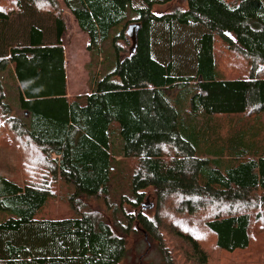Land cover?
<instances>
[{
  "label": "trees",
  "instance_id": "16d2710c",
  "mask_svg": "<svg viewBox=\"0 0 264 264\" xmlns=\"http://www.w3.org/2000/svg\"><path fill=\"white\" fill-rule=\"evenodd\" d=\"M134 1L0 0V146L22 179L0 173V264H122L145 235L161 264H264V0ZM67 11L89 49L111 38L115 67L74 96L54 76L20 117L3 76L64 61ZM22 15L26 42L9 41ZM65 186L74 215L44 212ZM100 201L107 218L85 210Z\"/></svg>",
  "mask_w": 264,
  "mask_h": 264
},
{
  "label": "rangeland",
  "instance_id": "374dc122",
  "mask_svg": "<svg viewBox=\"0 0 264 264\" xmlns=\"http://www.w3.org/2000/svg\"><path fill=\"white\" fill-rule=\"evenodd\" d=\"M135 6H139L137 0L134 1ZM31 22L29 17L22 15L13 20V24L9 26L8 40L24 43L26 42L27 25ZM49 25V24H47ZM42 25L46 33V40L50 41L53 38L50 37L49 28ZM65 25L66 30L63 35V45L65 50L64 61L56 68L47 66L43 72L39 75L40 83L35 76L30 74L20 75L16 66L12 69L16 81H13L10 75L3 76V83L8 102L12 105L14 113L20 117H23V109H29L32 106H36L47 93L53 88L45 90L44 86L54 78L58 81L60 89L67 94V96H74L82 93H89L93 85V80L98 79L111 72L116 64V53L113 45L111 44V38L104 42L100 47L88 48L89 38L82 32L75 19L67 11L65 13ZM114 34V30H112ZM7 32V33H8ZM11 34V36H10ZM122 52L129 53L131 41L129 38L125 41H119ZM15 83V84H14ZM32 83V85H30ZM16 85V87H15ZM40 86L37 90L33 87ZM0 173L7 178L21 182L18 157L13 146L9 143H4L0 146ZM115 180L111 181V192L113 200H116L117 195L129 188L130 180L125 168ZM63 187V190H59V200L52 205L45 208L43 211L55 216L74 215V209L69 208V204L64 200L67 194L72 192V189L68 191ZM67 193V194H66ZM86 204H89L88 202ZM91 212L105 213V218L108 217L109 211H106L102 206V201L94 207H86ZM8 213L0 212V219L7 217ZM257 243H264V238ZM260 252L264 253V250ZM250 254V251H249ZM260 256V255H259ZM223 257V256H222ZM232 255L224 254L226 260L231 259ZM250 257V256H248ZM231 260H234L232 257ZM244 259H237L236 263L241 262ZM122 264H161V256L157 248L152 245L147 247V241L141 237H131L127 242V253L123 259Z\"/></svg>",
  "mask_w": 264,
  "mask_h": 264
},
{
  "label": "water",
  "instance_id": "95a60500",
  "mask_svg": "<svg viewBox=\"0 0 264 264\" xmlns=\"http://www.w3.org/2000/svg\"><path fill=\"white\" fill-rule=\"evenodd\" d=\"M140 28V23L134 22V23H130L125 30V33L127 35V37L130 39L131 41V46L129 49V54L132 55L136 49L137 46V40H138V31ZM144 208H149L147 205L143 204ZM145 237V241H147V237L146 235ZM149 247V246H148Z\"/></svg>",
  "mask_w": 264,
  "mask_h": 264
},
{
  "label": "crops",
  "instance_id": "0c3cea01",
  "mask_svg": "<svg viewBox=\"0 0 264 264\" xmlns=\"http://www.w3.org/2000/svg\"><path fill=\"white\" fill-rule=\"evenodd\" d=\"M67 95V94H66Z\"/></svg>",
  "mask_w": 264,
  "mask_h": 264
}]
</instances>
